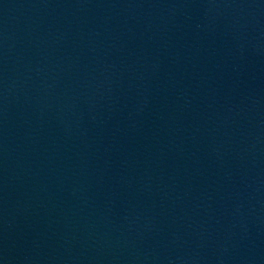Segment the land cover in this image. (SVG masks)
<instances>
[{
	"label": "water",
	"instance_id": "95a60500",
	"mask_svg": "<svg viewBox=\"0 0 264 264\" xmlns=\"http://www.w3.org/2000/svg\"><path fill=\"white\" fill-rule=\"evenodd\" d=\"M0 264H264V0H0Z\"/></svg>",
	"mask_w": 264,
	"mask_h": 264
}]
</instances>
